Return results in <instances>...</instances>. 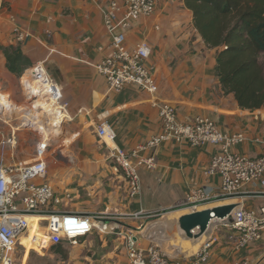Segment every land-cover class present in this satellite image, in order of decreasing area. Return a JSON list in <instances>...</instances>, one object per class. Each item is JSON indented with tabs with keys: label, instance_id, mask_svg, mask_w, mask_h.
<instances>
[{
	"label": "crops",
	"instance_id": "0c3cea01",
	"mask_svg": "<svg viewBox=\"0 0 264 264\" xmlns=\"http://www.w3.org/2000/svg\"><path fill=\"white\" fill-rule=\"evenodd\" d=\"M108 1L0 0V91L24 103L21 79L29 68L41 64L68 103L55 142L68 143L70 151L65 154L61 146L49 149L46 177L41 180H47L62 199L69 195L61 210L98 215L107 224V232L93 230L79 240L72 251V264H128V238L139 247L157 246L171 261L189 264V258L212 236L217 239L202 264L240 260L264 264V230L259 240L238 249L233 229L214 230L210 223L202 235L188 238L178 226L182 213L173 208L192 188L218 192L219 177L205 174L218 145L165 141L142 151L144 156L154 154L156 166L138 170L140 193L129 197L124 174L113 170L109 150L95 134L98 123L105 122L114 130L113 145L131 151L160 131L158 104L168 102L181 122L202 115L223 133H243L245 140L230 150L256 158L264 154V106L243 109L232 94L224 93L214 71L216 49L204 44L183 0H159L151 16L134 21L126 32L128 46L146 41L151 47L146 63L154 66L156 92L133 84L120 92L109 90L93 66L110 54L111 38L101 14ZM14 28L27 35L18 40ZM6 49L22 56L17 66L20 75L8 69ZM15 125L0 117V140ZM15 138L16 145L5 149V161H32L37 141L29 142L20 128ZM231 202L264 215V174L245 185L239 195L201 207ZM39 219L30 217L34 227L23 242L20 238L25 248L29 241L40 246L42 236L46 239L36 233Z\"/></svg>",
	"mask_w": 264,
	"mask_h": 264
},
{
	"label": "built area",
	"instance_id": "2783aa9c",
	"mask_svg": "<svg viewBox=\"0 0 264 264\" xmlns=\"http://www.w3.org/2000/svg\"><path fill=\"white\" fill-rule=\"evenodd\" d=\"M158 1L109 0L101 9L104 27L111 38L110 54L93 66L105 78L109 90L120 92L125 85L133 84L149 93L156 92L154 66L146 63L151 47L146 41H138L133 46H128L126 32L134 21L151 16ZM14 32L18 40L27 35L17 28H14ZM23 77L25 80L22 85L25 83L23 87L26 90L24 104L14 102L9 95L0 91V117L19 121L11 128L9 135L0 140V264H16V250L22 246L20 238L25 231L27 233V219L31 216H39L38 223L45 222V238L50 245H75L93 230L101 233L108 231L107 224L98 215L55 208L62 198L54 192L47 180L41 179L46 177V159L51 146V135L55 132L54 129L59 130L68 103L63 101L59 86L41 64L29 68ZM29 82L41 85V90L31 92ZM48 102L54 104L52 114L44 108ZM157 114L161 121L160 131L144 145L131 151L121 150L112 144L115 132L107 123L100 122L95 126L97 138L109 150V157L114 163L113 170H121L126 178L129 197L133 198L140 193L138 170H151L156 166L154 154L144 156L142 151H151L165 141L184 142L191 146H219L205 169V174L219 177L218 192L211 193L203 187L192 188L181 203L191 211L212 201L235 197L245 185L263 176L264 154L249 158L230 150L232 146L245 140L243 133H223L213 120L202 115L195 116L192 121L181 122L177 118L175 107L168 102L158 104ZM50 119H54L52 123ZM25 126L41 135L34 146L33 159L29 162L7 163L5 149L16 145V129ZM65 197L70 198L68 194ZM211 221L214 230L223 227L237 232L235 247L238 249L259 240L264 230V215H258L255 210L240 205L223 219ZM216 239L212 236L205 241L189 258V264L206 262ZM126 246L128 264H180V261H171L155 245L139 247L128 238ZM236 264L247 262L240 260Z\"/></svg>",
	"mask_w": 264,
	"mask_h": 264
},
{
	"label": "trees",
	"instance_id": "16d2710c",
	"mask_svg": "<svg viewBox=\"0 0 264 264\" xmlns=\"http://www.w3.org/2000/svg\"><path fill=\"white\" fill-rule=\"evenodd\" d=\"M208 48H215L214 71L226 94L243 109L264 106V0H183ZM7 67L18 75L20 53L5 50ZM62 244L54 245L60 252Z\"/></svg>",
	"mask_w": 264,
	"mask_h": 264
},
{
	"label": "rangeland",
	"instance_id": "374dc122",
	"mask_svg": "<svg viewBox=\"0 0 264 264\" xmlns=\"http://www.w3.org/2000/svg\"><path fill=\"white\" fill-rule=\"evenodd\" d=\"M24 79L25 78L23 77V79H21V82H20V87H21V90L23 91L22 93L26 92V90L24 89V87L22 85V81ZM30 86H34V84L30 83ZM27 88H28V86H27ZM24 103L19 101L18 104H24ZM39 106L41 107V105H39ZM49 121L52 123L53 120L50 119ZM13 122H15L16 125L19 123V121H17L16 119L13 120ZM20 130L27 133V135L29 136L28 141L31 143H33L34 141L36 142L41 136L40 134H37V132H35L33 129L28 128L27 126L20 128ZM55 133H58V131H55L51 135L52 140H51L50 150L55 151L56 148L61 146L62 148H64L63 151L66 154L68 151H70L69 144L66 143L65 145L64 144L57 145V142H55V136H56ZM58 196L60 197L62 195L58 194ZM60 199H61V197H60ZM65 199H66V197L64 199H61V203L57 204L55 206V208H59V209L64 208L63 203H64ZM177 203H178V205H176V207H174L173 210H175L176 212H179V213L181 212L182 214L190 212V209L181 205V203H183V200L179 201ZM43 225H45V222H43V221L38 223L36 233L41 232L45 236L46 230H45ZM32 227H34V225L33 224L30 225V223H29V229H32ZM29 229H28L27 233H26V231L23 233V236L21 237V239L25 235H28ZM183 235H184V233H183ZM30 239H32V238H30ZM41 239H42V242H41L40 246L33 244L32 241H29V244L27 245L26 248L23 244H21L22 246H19L16 250V264H72V262H71L72 251L77 246V244L71 245L69 243H63L61 245L62 250L60 252H55L53 249L54 245L47 244V240L44 239L43 236ZM23 241H24V239H22V242ZM25 250H27V251H25Z\"/></svg>",
	"mask_w": 264,
	"mask_h": 264
},
{
	"label": "water",
	"instance_id": "95a60500",
	"mask_svg": "<svg viewBox=\"0 0 264 264\" xmlns=\"http://www.w3.org/2000/svg\"><path fill=\"white\" fill-rule=\"evenodd\" d=\"M238 203L217 204L211 207H201L197 210L181 214L178 219V226L188 238H197L207 229L213 219H223L228 216Z\"/></svg>",
	"mask_w": 264,
	"mask_h": 264
},
{
	"label": "bare ground",
	"instance_id": "6f19581e",
	"mask_svg": "<svg viewBox=\"0 0 264 264\" xmlns=\"http://www.w3.org/2000/svg\"><path fill=\"white\" fill-rule=\"evenodd\" d=\"M30 88V91L31 92H33V90L34 91H40L41 89H40V87H41V85H39V84H34V86H29ZM45 100V99H44ZM45 104V103H44ZM54 104H50L49 102H48V104L47 105H45V109H47L48 111H50V114H52L53 113V110H54ZM39 217V216H38ZM28 222L30 223V217H28Z\"/></svg>",
	"mask_w": 264,
	"mask_h": 264
}]
</instances>
